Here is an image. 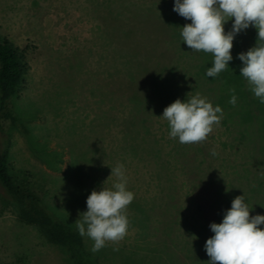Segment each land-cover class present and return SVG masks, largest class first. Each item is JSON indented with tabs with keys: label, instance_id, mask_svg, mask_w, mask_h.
Segmentation results:
<instances>
[{
	"label": "rangeland",
	"instance_id": "374dc122",
	"mask_svg": "<svg viewBox=\"0 0 264 264\" xmlns=\"http://www.w3.org/2000/svg\"><path fill=\"white\" fill-rule=\"evenodd\" d=\"M173 7L174 0H0V36L25 51L27 66L12 102L0 113V128L10 139L11 174L40 193L50 216L76 231L74 222L87 211L91 192L117 182L111 168L123 165L127 190L134 193L127 235L94 253L101 264H207L206 241L194 244L199 239L192 226L210 229L216 222L219 206L210 184L228 182L229 162L238 163L221 122L204 142L192 144L199 151L171 138L161 117L167 101H159V91L178 81L171 67L181 64L180 75L195 62L180 36V27L191 21ZM151 9L168 27L159 48L168 69L154 83L153 103L132 98L145 91L144 75L134 82L132 77L136 61L153 43L143 31ZM113 12L123 15L115 18ZM118 25L138 33L129 42L142 53L131 54L126 66L104 31ZM240 39L246 50L244 30ZM2 195L0 187V264H65L59 248L22 223L17 207ZM83 238L91 251L93 241Z\"/></svg>",
	"mask_w": 264,
	"mask_h": 264
},
{
	"label": "trees",
	"instance_id": "16d2710c",
	"mask_svg": "<svg viewBox=\"0 0 264 264\" xmlns=\"http://www.w3.org/2000/svg\"><path fill=\"white\" fill-rule=\"evenodd\" d=\"M114 14L116 13L113 12V15L109 13L115 18L123 15L118 13L115 16ZM146 18L149 24L148 30L143 29V31L148 40L153 41V43L148 46L143 55L138 50V45L132 46V42H129L138 34L133 29L125 25H118L113 27L111 31L108 28H105L104 31L107 39H112V42L115 43V52L121 59H125L122 63L124 66L131 62V54L142 55V59L136 61V73L132 77V82L136 80L138 75H144V84L141 86H144L145 91L143 95L139 91H135L132 98L153 103L154 99L158 98V94L153 88L154 83L159 75L162 76L164 70L168 69V65L163 62L164 50H159L162 43L160 35L162 36L168 27L162 23V18L154 9L148 11ZM224 28L227 33L231 31L232 25H226ZM244 31L247 37L246 50L241 48L242 30L233 40L232 61L229 62L228 68L218 76L208 77L206 75L207 69L212 67V55L206 59L203 52L192 51L195 62L187 65V67L183 66L184 71L180 75H178V69L181 64L178 63V68L174 64L176 66L171 67V74L173 71L174 73L177 71L174 80L178 81L166 83L164 90L159 91V101H167L165 107L176 99L185 101L190 98L191 92L196 93L195 91H198L204 94L213 107L218 105L223 110V117L220 122L229 134L230 148L238 163L233 165V161L229 162L231 159L228 160V182L223 184L220 180H216L215 182L218 181L219 183L215 186L212 182L210 184L215 187V203L219 206L217 219H214L216 220L215 223L222 222L223 217H220V214H225L222 212L230 209L232 200L238 195L244 196L248 204L253 201L251 216L264 215V104H261L259 99L255 97L247 81L240 75L243 62L238 59L240 53H246L256 45L258 33L253 26H249ZM201 53L203 59H201ZM26 68L25 51L16 47L7 38L0 36V113L5 112L12 102L17 87L27 71ZM165 78L167 82L170 76ZM182 87L185 91L181 90ZM231 89H235V93H232ZM165 92L167 93L166 97ZM233 94L237 98L235 106L229 103ZM137 103L141 104L140 102ZM193 146L195 145L191 147ZM195 147L199 151L201 150V147ZM9 156L10 139L8 134L0 128V187L3 191L2 197L17 207L19 220L26 225L35 227L44 240L59 248L64 256L65 264H101L98 257L88 249L79 232L62 220L50 216L41 207L43 199L40 193L29 182L19 181L11 174ZM204 189L207 191L205 186ZM198 220L200 221V219ZM260 227L264 228V225ZM192 230L196 231L193 238L197 236L199 239L196 243L194 241L195 245L204 243L214 235L208 225L201 226L200 230L192 226ZM186 244L189 246V242ZM209 260L210 258L207 259V264ZM193 263L198 262L193 261Z\"/></svg>",
	"mask_w": 264,
	"mask_h": 264
},
{
	"label": "clouds",
	"instance_id": "9594fccd",
	"mask_svg": "<svg viewBox=\"0 0 264 264\" xmlns=\"http://www.w3.org/2000/svg\"><path fill=\"white\" fill-rule=\"evenodd\" d=\"M173 11L191 23L181 28L180 36L194 52H204L213 57L208 77H216L228 68L233 57V40L249 26L257 30V43L238 59L243 62L240 75L247 81L251 92L264 104V0H174ZM233 20L231 31L224 25ZM235 93V89L230 90ZM233 106L237 98L229 101ZM168 122L170 137L181 144H199L212 133L223 117L220 106L213 107L199 93L185 101L176 99L161 116ZM212 155H217L215 150ZM117 178L112 189L93 190L87 197V211L74 223L79 234L93 241L91 251H100L108 242L118 243L127 235L128 206L134 193L127 190V177L122 164L111 168ZM251 209L244 196L231 202L221 223H211L214 233L205 243L210 257L208 264H264V215H250ZM114 251H118L114 249Z\"/></svg>",
	"mask_w": 264,
	"mask_h": 264
}]
</instances>
